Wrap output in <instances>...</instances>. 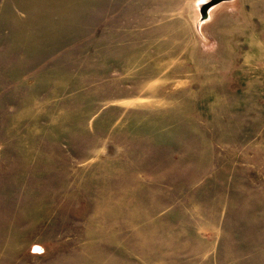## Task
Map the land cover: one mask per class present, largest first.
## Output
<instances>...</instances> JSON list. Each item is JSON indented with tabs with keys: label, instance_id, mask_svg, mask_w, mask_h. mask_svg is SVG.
I'll list each match as a JSON object with an SVG mask.
<instances>
[{
	"label": "rangeland",
	"instance_id": "rangeland-1",
	"mask_svg": "<svg viewBox=\"0 0 264 264\" xmlns=\"http://www.w3.org/2000/svg\"><path fill=\"white\" fill-rule=\"evenodd\" d=\"M206 2L0 0V264H264V0Z\"/></svg>",
	"mask_w": 264,
	"mask_h": 264
},
{
	"label": "water",
	"instance_id": "water-1",
	"mask_svg": "<svg viewBox=\"0 0 264 264\" xmlns=\"http://www.w3.org/2000/svg\"><path fill=\"white\" fill-rule=\"evenodd\" d=\"M221 1H223V0H207V2L204 3V6L201 8V12H202L203 18H205V15H206V13H207V10H208L211 6L217 4V3L221 2Z\"/></svg>",
	"mask_w": 264,
	"mask_h": 264
},
{
	"label": "bare ground",
	"instance_id": "bare-ground-1",
	"mask_svg": "<svg viewBox=\"0 0 264 264\" xmlns=\"http://www.w3.org/2000/svg\"><path fill=\"white\" fill-rule=\"evenodd\" d=\"M113 177V176H112ZM109 202V201H108ZM103 208V207H102ZM144 209V208H143ZM98 214V213H97ZM119 218V217H118Z\"/></svg>",
	"mask_w": 264,
	"mask_h": 264
}]
</instances>
